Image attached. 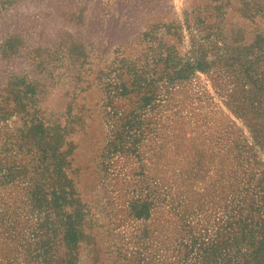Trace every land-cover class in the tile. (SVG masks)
Returning <instances> with one entry per match:
<instances>
[{
	"label": "rangeland",
	"instance_id": "1",
	"mask_svg": "<svg viewBox=\"0 0 264 264\" xmlns=\"http://www.w3.org/2000/svg\"><path fill=\"white\" fill-rule=\"evenodd\" d=\"M261 42L264 0H0V264H201L264 174L223 66Z\"/></svg>",
	"mask_w": 264,
	"mask_h": 264
},
{
	"label": "trees",
	"instance_id": "2",
	"mask_svg": "<svg viewBox=\"0 0 264 264\" xmlns=\"http://www.w3.org/2000/svg\"><path fill=\"white\" fill-rule=\"evenodd\" d=\"M202 40L203 44L197 45L195 50L190 52L186 61L182 59L185 68L183 71L177 70V75L181 73L190 75L196 71L206 73L222 60L217 54L218 41L215 37L211 39L209 36H204ZM227 52L228 55L223 59L224 69L232 71L238 66H245L244 72L247 73L245 76L251 78L250 75H254L252 78L253 88H257L256 90L262 88L264 91V81L258 79L257 69L253 70L252 68L255 65L257 68V65L264 61V42L255 46V52H252L254 55L252 61L246 62L243 57H239L238 53L230 49H227ZM123 63L126 67L123 70L121 81L126 90L129 85L135 82L136 75L133 72L135 71L134 62L125 59ZM233 103L235 104L232 102L227 104L228 109L242 121L253 142L264 155V96L254 100L250 98L241 101L235 100ZM252 120H257L260 128H252ZM250 184H252L253 192L240 201L231 231L224 230L225 232L218 236L215 245L210 247L207 243H203L201 246L202 254L199 256L201 264H264V174L261 173L259 178ZM212 252L217 255H212Z\"/></svg>",
	"mask_w": 264,
	"mask_h": 264
}]
</instances>
